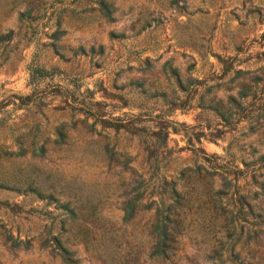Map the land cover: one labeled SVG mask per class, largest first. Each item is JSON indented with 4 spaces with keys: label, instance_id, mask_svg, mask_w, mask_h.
I'll return each instance as SVG.
<instances>
[{
    "label": "rangeland",
    "instance_id": "obj_1",
    "mask_svg": "<svg viewBox=\"0 0 264 264\" xmlns=\"http://www.w3.org/2000/svg\"><path fill=\"white\" fill-rule=\"evenodd\" d=\"M9 1L0 0V32L12 29L15 33L4 49L8 55H0V100L9 102L2 109L5 122L0 126V175L25 168L38 174L47 191L70 194L77 189L80 199L88 197L118 237L116 264H166L147 257L151 236L145 224L153 209L140 211L126 222L121 219V180H128L143 167L137 140L118 135V145L126 146L128 155L134 156L132 169L122 172L101 154L105 140L86 131L79 101L99 100L113 116L136 113L139 108H147L154 116L167 109L163 97L147 98L154 93L165 92L167 98L181 99L192 88L196 92L208 88V97L224 101L235 95L242 83L256 78V89L264 90V0H106L112 7V20L99 14L96 0H33L39 17L31 24L33 32L26 34L24 24L16 21V12L24 10L25 2L9 9ZM56 18L65 30L55 42L62 57L48 45V32ZM109 32L122 33L123 37L109 38ZM98 44L103 47L101 55H72L78 45L87 48ZM31 62L56 71L32 87L27 80ZM164 65L177 68L182 80L196 78L198 84L187 85L184 93L178 91L173 78L162 71ZM238 69L240 73L235 72ZM134 80L141 81L147 93L140 94ZM32 90L30 99L40 98L38 106L31 101L26 107H18L16 97L10 96ZM167 118L176 122L178 130L193 126V131L219 134L215 142L201 139L200 146L207 154H222L231 139L225 128L212 120L207 123L196 108L175 109ZM60 123L65 124L66 139L55 143L54 129ZM30 134L43 144L44 154L16 155V137L27 135L29 139ZM243 142L264 152L262 130ZM167 145L172 149L169 169L190 162L187 149L177 151L185 145L181 134L169 133ZM249 183L248 175L238 179L240 188H251ZM58 213L50 201L0 188V264H64L49 247L40 244L38 237L28 248L11 247L3 240L5 232L19 238L43 236L49 228L56 232ZM88 226L94 232H105L101 226ZM180 243L179 264H190L183 255L192 258L195 247L183 236ZM105 245V240H99L92 247L104 250ZM67 246L74 251L78 264H115L97 258L71 235Z\"/></svg>",
    "mask_w": 264,
    "mask_h": 264
},
{
    "label": "trees",
    "instance_id": "obj_2",
    "mask_svg": "<svg viewBox=\"0 0 264 264\" xmlns=\"http://www.w3.org/2000/svg\"><path fill=\"white\" fill-rule=\"evenodd\" d=\"M23 2L24 10L16 12V21L24 24V34L29 31L32 33L31 24L39 17L35 1L10 0L9 9ZM96 7L102 17L112 20V7L106 0H96ZM64 33L56 18L53 29L48 32L51 40L48 45L59 57L63 55L57 52L55 42ZM108 36L119 38L123 34L109 32ZM14 37L12 29L0 32L1 56L8 55L4 49ZM102 53L100 44L87 48L78 45L72 55ZM55 71V68L46 69L31 62L27 66L28 83L37 87L40 81L51 77ZM162 71L167 77L173 78L180 89L178 91L182 93L186 91L187 85L198 84L196 78L186 77L182 80L175 67L167 68L164 65ZM235 72L240 73L241 70ZM256 79L242 83L235 95L227 96L224 101L208 97V88L200 92L192 88L181 99V96L167 98L165 92L150 94L147 98L159 95L163 97V104L167 105L165 112L154 116H150L147 108H139L138 112L129 115L123 113L113 116L102 108L99 100L79 101L83 107L79 110L84 115L81 122L85 123L86 131L105 140L100 148L101 154L122 172L132 169L134 156L128 155L126 146L118 145V135L135 138L139 144L143 167L128 180H121L123 190L120 193V209L124 222L140 211L153 209V215L145 224L151 236L147 253L149 259L179 264L177 251L183 247L180 243L183 236L195 247L192 258L183 255L190 264H264V251L261 250L264 246V152L252 143L243 142V139L258 130L264 132V90L256 89L259 78ZM133 84L139 88L140 94L147 93L141 81L134 80ZM34 91L10 96L16 97L18 107H26L31 101L38 106L40 98L34 96L30 99ZM87 92L93 94L90 90ZM8 103L0 100V126L5 122L2 109ZM190 108L198 109L207 123L212 120L230 134L231 139L222 148V154H207L200 146L201 139L215 142L221 137L219 134L193 131V126L178 130L176 122L167 118L175 109ZM87 119L91 121L87 123ZM54 132L53 141L63 143L66 139L65 124H58ZM171 132L181 134L185 145L177 148V151L187 149L191 159L189 163L169 169L172 149L168 147L167 141ZM26 136L16 137L18 148L15 154L42 156L45 148L43 144H38L36 135L30 134L29 139ZM243 174L248 175L251 188L243 189L238 185V179ZM215 177L218 178L217 182ZM0 188L31 195L33 199L45 200L46 203L50 201L59 210L58 231L53 232L49 228L43 236L22 238L5 232L3 240L11 247L28 248L32 239L38 237L40 244L49 247L64 264H78L74 251L67 246L71 235L73 240L80 242L85 250H91L97 258L116 264L120 247L118 237L113 234L108 220L98 218L96 206L92 205L89 198L86 196L84 201L80 199L77 189L70 194L47 191L38 174L25 168L0 175ZM88 225L102 227L105 232H94ZM99 240H105L107 245L104 250L92 247Z\"/></svg>",
    "mask_w": 264,
    "mask_h": 264
},
{
    "label": "water",
    "instance_id": "obj_3",
    "mask_svg": "<svg viewBox=\"0 0 264 264\" xmlns=\"http://www.w3.org/2000/svg\"><path fill=\"white\" fill-rule=\"evenodd\" d=\"M97 216H98L99 219H103L102 216L99 214L98 211H97ZM103 220H105V219H103Z\"/></svg>",
    "mask_w": 264,
    "mask_h": 264
}]
</instances>
